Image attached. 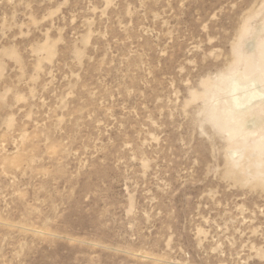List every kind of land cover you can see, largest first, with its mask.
<instances>
[{
    "label": "rangeland",
    "instance_id": "obj_1",
    "mask_svg": "<svg viewBox=\"0 0 264 264\" xmlns=\"http://www.w3.org/2000/svg\"><path fill=\"white\" fill-rule=\"evenodd\" d=\"M262 38L264 0H0V264H264L224 124Z\"/></svg>",
    "mask_w": 264,
    "mask_h": 264
},
{
    "label": "bare ground",
    "instance_id": "obj_2",
    "mask_svg": "<svg viewBox=\"0 0 264 264\" xmlns=\"http://www.w3.org/2000/svg\"><path fill=\"white\" fill-rule=\"evenodd\" d=\"M244 34H245V29L243 28V30L240 32V37H242V35H244ZM260 42L261 43L258 46V54H257V58H256L257 59L256 64L251 63L248 60H246L244 66H245L246 70H252V69L254 70L255 69V70L259 71V81L261 83V87L255 85V84H252V85L250 84L249 86L242 87V86L238 85L237 83L233 82V84H232V89H233L232 97H233V105L235 107H240V106L242 107L246 103L248 104L249 102H251L253 99L260 97L262 94V89L264 90V38H262V40ZM260 103H264V97L260 100ZM247 106L246 107L244 106L245 109L239 108L235 112H230V113L228 112V115L226 113L227 117L225 118V121H224L225 128L227 130L229 138L233 139L232 140L233 145L231 146L232 151L230 154H232V153L234 154L237 152L238 148L244 147L246 151L243 152L244 157L242 155V158H252V157L264 158V112L261 113V116H258L256 118V120L249 122L244 117V115L242 113V112H244V110H246L248 108ZM237 126L238 127L240 126L242 128H238ZM251 129H254L257 131V134L255 135V137L252 141L250 139V136L253 135V132L251 131ZM258 130H259V132H258ZM249 162H251V161H249ZM247 164H251V163H247ZM247 164L245 165V167H247ZM253 166H255V165H253ZM262 167L261 166L257 167L256 171L257 172L262 171Z\"/></svg>",
    "mask_w": 264,
    "mask_h": 264
}]
</instances>
